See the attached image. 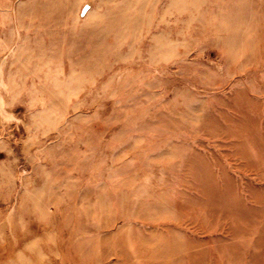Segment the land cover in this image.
I'll use <instances>...</instances> for the list:
<instances>
[{"label":"rangeland","instance_id":"374dc122","mask_svg":"<svg viewBox=\"0 0 264 264\" xmlns=\"http://www.w3.org/2000/svg\"><path fill=\"white\" fill-rule=\"evenodd\" d=\"M0 264H264V0H0Z\"/></svg>","mask_w":264,"mask_h":264}]
</instances>
